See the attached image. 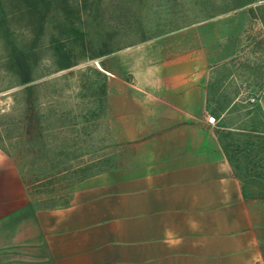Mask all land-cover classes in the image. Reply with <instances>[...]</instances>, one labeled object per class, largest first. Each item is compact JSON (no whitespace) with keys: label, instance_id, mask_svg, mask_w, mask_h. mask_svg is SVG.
<instances>
[{"label":"rangeland","instance_id":"obj_1","mask_svg":"<svg viewBox=\"0 0 264 264\" xmlns=\"http://www.w3.org/2000/svg\"><path fill=\"white\" fill-rule=\"evenodd\" d=\"M25 6L0 0V156L33 209L55 217L155 141V89L141 82L158 55L163 72L191 64L200 79L264 264V0H58L42 21Z\"/></svg>","mask_w":264,"mask_h":264},{"label":"crops","instance_id":"obj_2","mask_svg":"<svg viewBox=\"0 0 264 264\" xmlns=\"http://www.w3.org/2000/svg\"><path fill=\"white\" fill-rule=\"evenodd\" d=\"M157 58L155 81L141 82L155 89V141L55 217L33 209L23 176L0 156V264L260 262L261 228L208 137L200 79L191 64L163 72Z\"/></svg>","mask_w":264,"mask_h":264},{"label":"trees","instance_id":"obj_3","mask_svg":"<svg viewBox=\"0 0 264 264\" xmlns=\"http://www.w3.org/2000/svg\"><path fill=\"white\" fill-rule=\"evenodd\" d=\"M57 1L58 0H26L25 8L27 9V12L29 14H38L39 15L38 19L42 21L45 19L44 10H47L49 6L54 5V2H57ZM25 8L23 10L21 9V13L25 11ZM40 28H43V27H40ZM27 80L29 79H26V82Z\"/></svg>","mask_w":264,"mask_h":264},{"label":"built area","instance_id":"obj_4","mask_svg":"<svg viewBox=\"0 0 264 264\" xmlns=\"http://www.w3.org/2000/svg\"><path fill=\"white\" fill-rule=\"evenodd\" d=\"M209 122H210L211 124H216V118H215V117H210V118H209Z\"/></svg>","mask_w":264,"mask_h":264}]
</instances>
